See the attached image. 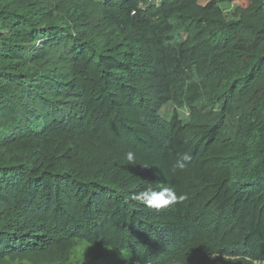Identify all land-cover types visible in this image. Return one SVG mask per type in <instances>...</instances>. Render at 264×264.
I'll list each match as a JSON object with an SVG mask.
<instances>
[{
    "label": "trees",
    "instance_id": "1",
    "mask_svg": "<svg viewBox=\"0 0 264 264\" xmlns=\"http://www.w3.org/2000/svg\"><path fill=\"white\" fill-rule=\"evenodd\" d=\"M220 262L264 264V0H0V264Z\"/></svg>",
    "mask_w": 264,
    "mask_h": 264
},
{
    "label": "clouds",
    "instance_id": "2",
    "mask_svg": "<svg viewBox=\"0 0 264 264\" xmlns=\"http://www.w3.org/2000/svg\"><path fill=\"white\" fill-rule=\"evenodd\" d=\"M126 158L129 162H134L135 153L133 151H128L126 153ZM191 160L192 155L190 152H184L179 156L173 167L174 169H185L187 163ZM187 198L188 197L186 193L178 194L174 188L164 186L160 187L159 190L149 187L133 196V199L140 201L146 206L154 209L166 208L177 203H182Z\"/></svg>",
    "mask_w": 264,
    "mask_h": 264
},
{
    "label": "rangeland",
    "instance_id": "3",
    "mask_svg": "<svg viewBox=\"0 0 264 264\" xmlns=\"http://www.w3.org/2000/svg\"><path fill=\"white\" fill-rule=\"evenodd\" d=\"M209 1L211 0H201V4L205 5ZM221 5H222V8L224 9L227 20H234L238 18L237 17L238 15L236 14V11H235V7L233 5L228 4V3H222ZM178 32H182V31H179L178 29ZM175 112L178 113V115L180 116L181 120L184 123L188 121V118L190 115L188 109L185 106H182V107L179 106V104L177 103H169L168 105H166L162 109L161 115L167 120H170ZM218 264H223V263L220 262Z\"/></svg>",
    "mask_w": 264,
    "mask_h": 264
},
{
    "label": "built area",
    "instance_id": "4",
    "mask_svg": "<svg viewBox=\"0 0 264 264\" xmlns=\"http://www.w3.org/2000/svg\"><path fill=\"white\" fill-rule=\"evenodd\" d=\"M150 1H152V0H150Z\"/></svg>",
    "mask_w": 264,
    "mask_h": 264
}]
</instances>
